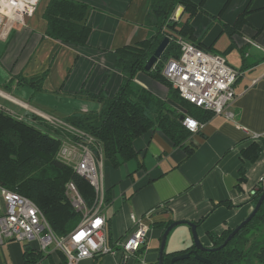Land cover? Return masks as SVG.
<instances>
[{
    "label": "crops",
    "instance_id": "0c3cea01",
    "mask_svg": "<svg viewBox=\"0 0 264 264\" xmlns=\"http://www.w3.org/2000/svg\"><path fill=\"white\" fill-rule=\"evenodd\" d=\"M79 1L91 8L88 20L93 32L87 47L75 49L45 36L43 13L49 0H40L29 22L15 24L0 41V98L19 109L12 111L0 105L4 111L34 124L42 118L38 111L65 120L101 109L97 99L74 96L83 87L92 94L103 91L108 97L117 92L122 75L113 67V51L152 34L145 25L150 0ZM188 1L198 7L197 13L190 18L180 5L176 11L179 7L182 11L174 18L175 11L173 19L182 24L190 18L194 41L213 45L235 69L246 66L235 85L237 97L230 107L237 123L215 115L180 146H174L156 130L135 141L140 151L137 158L118 167L103 160L105 185L112 187L113 197L103 205L109 245L118 249V243L134 231L131 214L143 219L149 231L145 244L135 254L125 255L119 248L116 255L84 259L80 264H158L164 230L154 225L157 222L202 220L197 231L202 243L209 246L210 233L234 228L251 213V191L260 183L264 187V145L256 161L242 156V150L253 142L251 135L264 137V0ZM223 36L227 43L219 48ZM52 60L45 90L21 86L17 80L5 89L11 78L41 73ZM134 84L162 100L168 98V89L145 74L138 75ZM186 148L193 149L192 153L188 154ZM130 162L134 169L129 167ZM242 168L245 180L240 182ZM223 202L228 204H220ZM111 203L117 204L112 217L104 211ZM25 245L16 241L1 245L0 264H25ZM192 245L190 227L178 226L168 238L166 252ZM53 259L55 264L60 262L58 256Z\"/></svg>",
    "mask_w": 264,
    "mask_h": 264
},
{
    "label": "trees",
    "instance_id": "16d2710c",
    "mask_svg": "<svg viewBox=\"0 0 264 264\" xmlns=\"http://www.w3.org/2000/svg\"><path fill=\"white\" fill-rule=\"evenodd\" d=\"M180 5L189 13L190 18L197 13L198 7L188 0H150L145 25L149 30H153L152 34L137 43L127 44L113 51V67L122 75L120 86L113 96L108 97L103 91L92 94L84 87L74 94L80 98L97 99L102 107L97 112L71 115L65 121L101 142L104 160L113 167L137 158L140 151L136 149L135 141L153 131L162 132L174 146H180L188 140L192 133L182 123L181 110L201 123L208 122L215 116L212 111L199 108L182 98L180 92L163 74L168 61L179 59L181 56V47L177 43L179 37L204 51L220 54L214 50L213 45L205 46L194 41L190 18L182 24L173 19L174 12ZM90 12V6L79 0H49L43 13L47 23L45 36L75 49L87 47L93 32L88 20ZM225 30L232 32L228 28ZM165 37L170 40L168 46L153 67L146 70V63ZM53 60L41 73L30 77L21 75L11 78L5 89L17 80V84L21 86L35 91L45 90V80ZM226 61L229 64L227 58ZM245 67L240 70L233 67L237 71L234 89ZM140 74H145L165 86L168 89L169 102L136 86L134 80ZM37 119L39 117L35 118ZM33 122L19 119L0 108V187L29 198L37 204L54 233L62 237L71 232L82 218V213L75 209L66 193L67 184L73 182L89 206L94 204L96 192L89 181L80 176L71 165L57 158L61 146V131L52 128V125L42 118L38 124ZM250 140L253 142L242 150V156L254 162L261 155L264 137ZM186 150L191 154L193 149ZM243 180L244 168L240 170L239 178L240 182ZM263 192L261 183L251 191L253 208ZM112 199V187L108 189L105 185L104 200L108 203ZM201 222L202 220L194 223L198 225ZM171 223L172 221L157 222L154 225L165 230ZM234 228H226L221 234L210 233L212 244L209 246L221 245ZM193 248L194 245L181 251L166 252L164 264H171L172 257L189 252ZM199 253L212 264H264V201L255 216L226 246L215 251ZM53 256L60 258L58 264H67L61 251L44 253L35 243L25 245V264H43L47 259L49 264H55ZM176 264L206 263L191 254L189 258L177 261Z\"/></svg>",
    "mask_w": 264,
    "mask_h": 264
},
{
    "label": "built area",
    "instance_id": "2783aa9c",
    "mask_svg": "<svg viewBox=\"0 0 264 264\" xmlns=\"http://www.w3.org/2000/svg\"><path fill=\"white\" fill-rule=\"evenodd\" d=\"M39 2L40 0H0V41L7 38L15 24L24 25L25 18H30L35 13ZM177 43L181 47V56L168 61L163 70L164 76L185 100L237 123L234 112L230 110L237 97L233 87L237 71L219 54L204 51L182 37L177 39ZM181 111L185 128L191 133L196 132L202 123L186 111ZM37 113L54 129L61 131V146L57 158L71 165L80 176L89 181L95 189L96 199L81 222L67 235L58 237L37 204L0 187V246L7 241L35 243L44 253L61 251L67 264H80L84 259L106 254L116 255L119 248L128 256L137 253L146 242L149 227L143 219H138L133 214L131 219L135 229L118 243V249L108 242L107 217L103 212L105 184L101 142L65 120L40 111ZM243 130L247 131L245 127ZM260 137L262 135L259 133L251 135L255 140ZM66 193L75 208L82 209L86 206L73 182L67 184Z\"/></svg>",
    "mask_w": 264,
    "mask_h": 264
},
{
    "label": "water",
    "instance_id": "95a60500",
    "mask_svg": "<svg viewBox=\"0 0 264 264\" xmlns=\"http://www.w3.org/2000/svg\"><path fill=\"white\" fill-rule=\"evenodd\" d=\"M182 8L179 7L178 10L176 11L174 18H177L179 16V14L181 13ZM29 22V17L25 18V23L27 24ZM170 40L168 37H165L161 43L158 45V47L155 49L153 55L150 57V59L148 60V62L145 65V69L146 70H150L153 65L157 62V60L160 58V56L163 54L164 50L166 49V47L168 46ZM182 120V117H181ZM264 201V192L263 194L260 196L259 200L257 201L256 205L254 206V208L252 209L251 213L239 224L237 225L233 231L227 236V238L225 239V241L217 246V247H211V246H206L202 243L198 231H197V227L198 225L194 222H190V221H185V220H179V221H173L163 232L162 237H161V243H160V248H159V260H158V264H164V260L166 257V246H167V242H168V238L171 234V232L178 226L180 225H187L188 227H190L191 229V233H192V239H193V245L195 246V248L191 249L189 252H185L182 254H177L174 257H172L171 259V264H176L177 261L183 260V259H187L191 256V254L194 255V257L206 264H212L211 261L205 257H203L199 251H215L218 249L223 248L224 246L227 245V243L245 226L248 224V222L255 216V214L258 212L259 208L261 207L262 203ZM43 264H49L48 259L44 261Z\"/></svg>",
    "mask_w": 264,
    "mask_h": 264
},
{
    "label": "rangeland",
    "instance_id": "374dc122",
    "mask_svg": "<svg viewBox=\"0 0 264 264\" xmlns=\"http://www.w3.org/2000/svg\"><path fill=\"white\" fill-rule=\"evenodd\" d=\"M225 43H227V39H226V36H223L222 38H221V40L219 41V48H222V47H224L225 46ZM0 105L1 106H3V107H7L8 106V108L10 109V110H12V111H18L19 109L17 108V107H14V106H12V105H9L5 100H3V99H1L0 98ZM1 108V107H0ZM2 109V108H1ZM136 160H133L132 162H135ZM131 164V166H129L130 168H132V164L133 163H129L128 165H130ZM135 168V167H134ZM134 168H132V169H134ZM124 169V168H123ZM131 169V170H132ZM102 170H103V167H102ZM103 175H104V171H103ZM104 177H105V175H104ZM85 204H86V202H85ZM74 206V205H73ZM115 206H117V204L115 205ZM114 206V203H111V204H109V205H105V207H104V211H106V213H107V215L108 216H111L112 217V210H113V208L115 207ZM92 207V205L91 206H89L88 204H86V206L84 207V208H82V209H78V208H75L77 211H79V212H81L82 213V218H81V220L83 219V216H84V214L90 209ZM81 222V221H80ZM79 222V223H80ZM180 226H182V225H180ZM166 251H167V247H166Z\"/></svg>",
    "mask_w": 264,
    "mask_h": 264
},
{
    "label": "bare ground",
    "instance_id": "6f19581e",
    "mask_svg": "<svg viewBox=\"0 0 264 264\" xmlns=\"http://www.w3.org/2000/svg\"><path fill=\"white\" fill-rule=\"evenodd\" d=\"M53 128V127H52Z\"/></svg>",
    "mask_w": 264,
    "mask_h": 264
}]
</instances>
